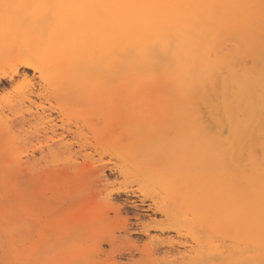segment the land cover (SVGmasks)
Wrapping results in <instances>:
<instances>
[{
    "label": "bare ground",
    "instance_id": "6f19581e",
    "mask_svg": "<svg viewBox=\"0 0 264 264\" xmlns=\"http://www.w3.org/2000/svg\"><path fill=\"white\" fill-rule=\"evenodd\" d=\"M1 20L0 65L12 68L0 71V81L14 80L20 67L42 80L56 76L72 104L86 107L94 133L111 127L108 117L118 111H150L149 101L163 115L208 117L193 146L204 159L188 158L183 180L188 186L198 172L203 190L212 174L221 189L205 204L217 203L198 221L219 222L235 245L214 247L200 260L264 264V0H0ZM128 96L145 105H118ZM40 104V117H50ZM75 137L85 139L78 131ZM13 167L0 163V258L44 264L49 255L39 242L26 246V237L19 243L8 233L23 228L28 193L35 202L40 195L38 185L27 193L23 178L7 174Z\"/></svg>",
    "mask_w": 264,
    "mask_h": 264
},
{
    "label": "rangeland",
    "instance_id": "374dc122",
    "mask_svg": "<svg viewBox=\"0 0 264 264\" xmlns=\"http://www.w3.org/2000/svg\"><path fill=\"white\" fill-rule=\"evenodd\" d=\"M11 68L10 61L0 65V71ZM40 74L20 67L14 80L0 81V163L14 166L7 174L23 178L27 193L37 185L40 191L36 202L27 195L23 228L14 225L18 230L6 233L16 242L26 237V246L39 242L48 252L47 264H204L200 258L210 249H233L227 228L198 221L203 209L217 203L205 204L221 189L212 174L203 190L198 172L188 186L183 180L186 160L204 159L193 146L200 126L210 124L208 117L181 111L163 115L149 101L150 111H118L108 117L111 127L94 133L86 107L72 104L56 76L42 80ZM117 100H109V106ZM40 102L50 117H40ZM130 104L145 105V100L128 96L118 103ZM77 131L85 137L81 142ZM8 261L0 258V264Z\"/></svg>",
    "mask_w": 264,
    "mask_h": 264
}]
</instances>
